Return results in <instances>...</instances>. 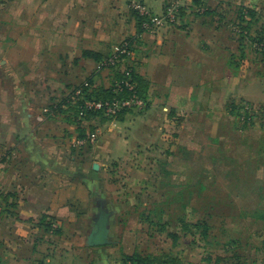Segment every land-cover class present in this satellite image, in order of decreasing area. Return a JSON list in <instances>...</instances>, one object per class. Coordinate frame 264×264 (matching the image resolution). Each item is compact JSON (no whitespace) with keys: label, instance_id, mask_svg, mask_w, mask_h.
Returning <instances> with one entry per match:
<instances>
[{"label":"rangeland","instance_id":"rangeland-1","mask_svg":"<svg viewBox=\"0 0 264 264\" xmlns=\"http://www.w3.org/2000/svg\"><path fill=\"white\" fill-rule=\"evenodd\" d=\"M134 4L145 6L152 14H164L165 7L160 13L153 12L145 0H128L131 10ZM179 4L187 8L188 17L196 15L194 8L197 6L190 0H179ZM248 6L252 8L253 15L247 14L241 23L246 25L248 22L243 35L235 31L240 29L237 24H230L235 38L239 40L241 37L244 43L248 67L238 80L234 97L226 104L217 102L210 106L207 103L206 108H213L209 116L203 115L206 111H202L195 115V119L191 115L185 122L169 123L171 127L167 125L166 128L175 132H156L151 127L144 133L130 131L128 134L134 136L126 151H116L113 158L103 162L90 157V152L98 148L100 139L104 142V136H112L110 141L115 142L113 129L117 127L112 120H118L116 116L101 122L100 116L95 115L79 122L66 104L62 105L65 111H57L52 116V113L41 114L44 107L58 103L75 85L94 74L93 63L87 67L84 61L68 62L63 72L62 66L58 70L57 57L48 55L45 41L38 42V46L31 40L0 42V103H5L10 111L12 128L20 125L14 105L19 108L22 102L29 100L32 109L26 110L31 114L21 124L24 132L29 129L36 132L38 127L39 132L74 133L78 132V126L92 132L84 145L83 138L72 136L63 140L66 150L63 154L71 155V145L77 153L72 154L75 158L71 161L79 163L83 170L91 169L93 162H97L95 172L91 171L89 177L79 174L85 180L90 179L91 186L80 183L78 174L64 187L57 182L53 184L54 188L62 189L66 194L81 197L89 194L88 200L81 202L88 207L93 203L89 214L66 218L62 223L53 218L50 228L45 230L49 236L65 241L64 246L69 247L65 264H132L133 260L155 262L167 258H176L179 264H234L238 258L243 264H264V219L256 216L257 211L264 209V53L260 42L253 41L264 36V0H250ZM238 9L237 6L232 9L233 20L239 13ZM4 12L5 15L10 14L9 10ZM180 19L177 25L156 26L151 31L142 32L141 37L163 26L177 27L182 22ZM6 30L12 35L15 26H0V32ZM123 41L126 40L117 41L112 47ZM58 47L61 46L56 45L50 52L56 54L62 50ZM75 52L79 54L80 49ZM100 62L95 64L98 75L92 79V84L99 88L109 86V82L117 78L114 69L126 67L125 63L130 61L123 58L112 69L99 67ZM237 107H241V111L248 110L246 121ZM235 113L241 114V119L238 120ZM39 116L43 117L42 120L37 119ZM106 121L108 125L105 127ZM179 123L181 125L177 126ZM89 124L100 131H90ZM77 142L82 144L81 148ZM100 148L104 149V144ZM167 150L170 153L165 152ZM63 156L58 155L57 159L66 163ZM200 182L203 187H199ZM185 183L193 188L191 196L185 190L182 193ZM4 190L0 182V193L4 194ZM176 196L180 201L173 200ZM187 197L188 208L184 209L182 201ZM99 206L108 212L107 242L93 247L87 237L98 217ZM6 207L8 212H0V240L3 238L8 249L6 251L0 244V257L15 258L14 254L20 255L21 251H15L14 244L22 243L20 238L25 234L14 224V209ZM51 218V215L47 216L45 221ZM184 221L205 222L209 226L208 236L203 237L201 226L192 227V233H185ZM9 224L17 228L6 236L4 230ZM23 246L26 244L21 248Z\"/></svg>","mask_w":264,"mask_h":264},{"label":"crops","instance_id":"crops-1","mask_svg":"<svg viewBox=\"0 0 264 264\" xmlns=\"http://www.w3.org/2000/svg\"><path fill=\"white\" fill-rule=\"evenodd\" d=\"M10 1L0 0V26L11 24L15 31L13 36L7 32L9 29L0 32V42L31 40L38 46V42L45 41L48 55L57 57L58 70L62 66L63 72L69 63L84 61L87 67L90 63L94 65L96 73L93 71L89 76H97V60L108 55L115 42L132 39L135 52L129 61L144 84L147 107L140 114L128 113L122 119L112 120L117 127L113 129L115 142L110 141L112 136L102 137L103 133L100 138L104 142L101 139L100 142L104 149L100 144L92 153L89 151L90 157L99 162L113 158L116 151L124 153L134 136L128 134L130 131L144 133L151 127L156 132H175L166 128L171 127L169 123L185 122L187 116L194 118L202 111L209 116L213 112L212 103L226 104L234 97L238 80L248 68L244 43L236 39L230 24L235 22L232 9L248 6L250 0H197L209 10L206 14H196L193 18L186 14L179 26H163L142 37L137 36V14L128 7V0ZM145 2L153 12L160 13L168 0ZM4 10L10 14L5 15ZM56 45L62 50L51 53ZM77 48L80 53L76 55ZM207 103H210L208 108ZM14 107L20 125L12 128L10 111L5 103H0V182L5 189L6 205L14 209V224L25 235L20 238L22 243L14 244L20 255L16 252L15 258L0 257V264H65L69 247L64 246L65 241L49 236L40 219L47 214L62 223L63 219L89 214L93 203L88 207L81 202L88 200L89 194L85 197L66 194L53 184L57 182L64 187L78 174L80 183L91 186L92 181L80 175L89 177L97 162L85 171L79 163L71 161L75 158L72 154H77L71 145V155L63 154L66 151L63 140L77 137L76 132H39L38 127L36 132L32 129L24 132L21 124L31 114L26 111L32 109L31 103L26 100L19 108ZM104 123L106 127L108 122ZM94 130L100 131L98 127ZM60 153L66 163L57 159ZM94 227L95 223L90 232ZM16 228L9 224L5 235ZM0 244L5 246L3 238Z\"/></svg>","mask_w":264,"mask_h":264},{"label":"trees","instance_id":"trees-1","mask_svg":"<svg viewBox=\"0 0 264 264\" xmlns=\"http://www.w3.org/2000/svg\"><path fill=\"white\" fill-rule=\"evenodd\" d=\"M191 3H193L194 5L197 6V8H194V11L196 9L195 14H200V15L201 14H206L209 11L204 4L199 3L197 0H192ZM190 7H191V5H190ZM186 12H187V8H185L183 6H180L178 8L179 17H181L180 20H183V16L186 14ZM238 12L239 13L234 18L235 22H232V23H235V25L237 24L236 26L240 28V29L235 30V31H237L241 35H243L242 33H244L243 31L247 28L248 22L246 21L247 22L246 25H243L241 23H243V21H245V17L247 16V14H249V16L253 15V10L250 7L241 5L240 8L238 9ZM137 19H138L137 23H138V27H139L138 32H137V36L140 37L141 33L144 32V30L140 26L142 17L137 15ZM238 39L242 40L241 37H239ZM256 40L258 41V43L259 42H263L264 43V36H262L260 38H254L253 41H256ZM128 41H129V43L131 45L133 44L132 39H128ZM263 46H264V44H263ZM132 49L134 50V47H132ZM262 53H264V50L262 51ZM102 58H104V56L99 58L97 61L98 62L101 61ZM130 62L125 63L126 67L120 68L121 66H119L117 69H114L115 77H117V78L112 80V82H110L109 86H104V87L101 86L100 88L99 87H95L94 84H92L93 77L92 76L86 77L79 84L75 85L68 95H65V97L62 96V98L59 100L58 103L49 104L48 105V108H50L49 114L52 113V114H50L52 116L57 111H65V110H62V105L66 104V105H69V107L67 109L68 110H72V114H73L74 118H76V119L79 118L78 119L79 122L80 121L83 122V120H86L88 118L90 119L91 117H93L95 115H99L100 116V121L101 122H103L104 120L109 119L110 116L105 115L102 111L85 110V114L83 116H79L80 106L83 105L82 99L94 98V99L105 100V99H112L114 97L122 98V97L127 96L130 93V91H128L126 87H124L122 89V91H120V92L115 90V87H114L115 80H118V79L124 77L126 75V71L127 70H129L128 76L130 77V80L135 85L134 86V91L137 93V95L140 98H142L144 100L145 105L140 110L123 109V110L119 111L116 114V118L117 119H122L128 113H133V114L142 113L147 107V100H146V96H145V88H144V84H143L141 78L135 72L132 62L131 63ZM110 69H112V67H110ZM85 82H87L88 85H85L84 84ZM77 88H81L82 94H83L82 98L75 100V102L73 104H71L70 95ZM229 106H230V104H229ZM237 108L238 109H236V110L239 111V113H242L244 115L243 120L246 121V119L249 118V117H247L248 110L241 111V107H237ZM232 109L234 110L235 108H232ZM242 110H243V108H242ZM239 113H235V115L236 114L238 115V120L241 119V117H242L241 114H239ZM49 114H47V115H49ZM90 125L91 124H89V128L88 129H90V131H94L95 127L92 126V125L90 126ZM77 128H78V132H76L77 133V138H81V139L83 138L85 140V144H86L87 140L90 137V133H92V132H86V129L84 128V126H78ZM165 152L170 153L169 150H167ZM183 185H184L185 188L182 190V193L185 190L187 192V194L189 196H191V194L193 193V188L189 187L188 185L186 186V183L183 184ZM203 185L204 184H202L201 182L199 183V187H203ZM188 198L189 197H187L186 199H184V201H182V208H184V209L188 208V202H187ZM167 199H170V198H167ZM173 200L174 201H180V198L178 196H176ZM0 201L2 202V203L0 202V212H2V210H5L6 212H8L9 209H8V207H6L8 205H6V195L5 194H1L0 193ZM4 207H5V209H4ZM47 216L50 217V215L46 214L40 219V225L45 230H48L50 228L52 220L54 218V217H52L51 219H48V221L46 222L45 218H47ZM256 216H257V218L264 219V209L257 211L256 212ZM183 224H184L185 233L191 232L192 231L191 230L192 227L194 228L196 226H201V228H202L201 233H202V235H204L203 237H207L208 234H209V232H208L209 226L205 222L195 221V222L192 223V222L184 221ZM262 243L264 245V240L262 241ZM132 263H140V264H145V263H151V264H179V261L176 258H167L166 260H164V259L163 260H156L155 262H153L151 260L146 261V260H142L141 259L140 261H134L133 260ZM39 264H44V263H39ZM234 264H243V262H242V260L240 258H238V259L235 260Z\"/></svg>","mask_w":264,"mask_h":264},{"label":"built area","instance_id":"built-area-1","mask_svg":"<svg viewBox=\"0 0 264 264\" xmlns=\"http://www.w3.org/2000/svg\"><path fill=\"white\" fill-rule=\"evenodd\" d=\"M175 0L167 3L164 8L163 16H158V14H152L150 11L141 4H134L133 10L137 15L142 17L140 26L144 31H151L156 26H162L163 24L168 25H177V21L179 18L178 8L181 6L179 4V0L174 2ZM165 22V23H164ZM179 25V24H178ZM263 42H260V47L264 50ZM134 50L132 49V45L128 40L123 41L119 44H115L112 47L111 53L107 56V58L101 60L99 67H116L119 65V61L123 58H129V60L133 59ZM129 70L126 71V75L118 80H115L114 87L117 91H122L124 87L127 88L130 93L122 98L114 97L112 99H82L83 105L80 106L79 115L83 116L85 114V110L89 111H102L105 115L110 117H115L116 114L123 109H133L140 110L144 107L145 102L142 98H140L137 93L134 91V83L130 80L128 76ZM88 85L87 82L84 83ZM82 90L81 88L75 89L70 95L71 100H77L82 98ZM50 108L44 107L41 111V114H49ZM43 117H37L38 120H42ZM79 145V142H77ZM132 264H140V263H132ZM151 264V263H145Z\"/></svg>","mask_w":264,"mask_h":264},{"label":"water","instance_id":"water-1","mask_svg":"<svg viewBox=\"0 0 264 264\" xmlns=\"http://www.w3.org/2000/svg\"><path fill=\"white\" fill-rule=\"evenodd\" d=\"M108 212L102 207H98V217L94 229L88 235V243L91 245H103L107 242L108 234Z\"/></svg>","mask_w":264,"mask_h":264}]
</instances>
